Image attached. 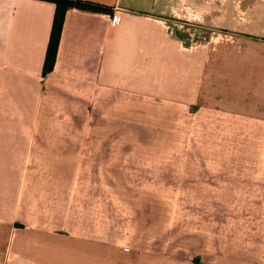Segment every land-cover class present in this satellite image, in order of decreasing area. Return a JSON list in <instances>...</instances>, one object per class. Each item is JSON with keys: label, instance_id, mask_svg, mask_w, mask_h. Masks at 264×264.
<instances>
[{"label": "crops", "instance_id": "0c3cea01", "mask_svg": "<svg viewBox=\"0 0 264 264\" xmlns=\"http://www.w3.org/2000/svg\"><path fill=\"white\" fill-rule=\"evenodd\" d=\"M85 1L111 12L68 10L53 69L43 75L55 5L0 0V264H64L51 261L63 248L45 240L79 216L65 198L66 175L110 173L111 162L94 158L140 156L120 143L141 141L127 127H142L145 109L175 118L195 104L203 112V206H264V1L249 5L246 25L239 11L230 25L217 22L213 30H227L232 41L210 34L206 49L204 38L196 41L198 52L178 14L222 20L223 6L209 13L176 0ZM103 206L87 212L82 235L92 244L111 243ZM224 210H203V245L160 244L157 233L150 251L137 253L151 255L149 264H264V215Z\"/></svg>", "mask_w": 264, "mask_h": 264}, {"label": "rangeland", "instance_id": "374dc122", "mask_svg": "<svg viewBox=\"0 0 264 264\" xmlns=\"http://www.w3.org/2000/svg\"><path fill=\"white\" fill-rule=\"evenodd\" d=\"M253 1L263 3L264 0H176L180 6H208L209 13L215 5L223 6L222 20L215 18V14L202 18L199 10L195 13L193 9L194 13L190 15L178 14L181 20L188 21L183 26L186 30L181 33L189 39L186 42L191 50L198 52L201 48L196 42L199 38H204L202 48L206 49V38H210V34L217 43L232 41L227 30L216 32L214 25L220 21L230 25L235 11H239L241 25H246V11ZM198 109L199 106L193 104L189 113L176 110L175 118L171 111L158 117L159 111L145 109L143 126L127 127L128 133L140 135L141 141L120 143L121 149L134 154L138 152L140 156L94 158L97 165L111 162L107 165L110 173L66 175L65 198L69 203L73 201L79 216L65 220L62 236L50 235L45 240L48 246L63 248V254L51 261L72 264L77 259L80 264H88L89 258L94 256L95 264H136L138 258L140 264H149L151 255L137 252L150 251L152 237L157 233L160 244L170 241L171 245L187 249L203 245V210L215 214L221 208H225V212L226 209L232 212L233 208L235 213L243 214L248 209L257 216L264 215V206H203V112L196 113ZM107 128L106 132L118 133L115 127ZM97 129L104 132V127ZM87 148L88 143H85ZM104 201L112 217L111 243L101 239L92 244L86 235H82L89 225L87 212L95 208L97 214L101 213ZM136 228L142 230L143 237L136 233ZM262 228L263 223L256 221L255 229Z\"/></svg>", "mask_w": 264, "mask_h": 264}, {"label": "trees", "instance_id": "16d2710c", "mask_svg": "<svg viewBox=\"0 0 264 264\" xmlns=\"http://www.w3.org/2000/svg\"><path fill=\"white\" fill-rule=\"evenodd\" d=\"M55 5V11L43 64V75L54 66L65 14L70 9H79L93 13L109 14L111 9L102 5L81 0H41Z\"/></svg>", "mask_w": 264, "mask_h": 264}, {"label": "built area", "instance_id": "2783aa9c", "mask_svg": "<svg viewBox=\"0 0 264 264\" xmlns=\"http://www.w3.org/2000/svg\"><path fill=\"white\" fill-rule=\"evenodd\" d=\"M81 1H85V0H81ZM111 20L113 23H118L120 21V16L117 15V13L115 12L113 13Z\"/></svg>", "mask_w": 264, "mask_h": 264}]
</instances>
